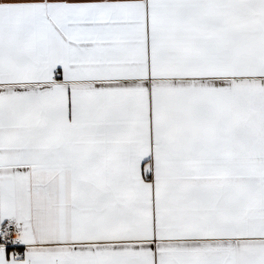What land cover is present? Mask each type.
Returning <instances> with one entry per match:
<instances>
[{"label":"snow or ice","instance_id":"obj_1","mask_svg":"<svg viewBox=\"0 0 264 264\" xmlns=\"http://www.w3.org/2000/svg\"><path fill=\"white\" fill-rule=\"evenodd\" d=\"M0 264H264V0H0Z\"/></svg>","mask_w":264,"mask_h":264}]
</instances>
